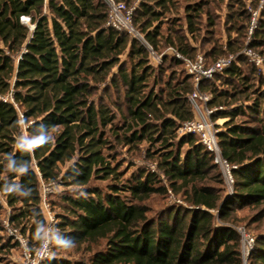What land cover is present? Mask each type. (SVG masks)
I'll use <instances>...</instances> for the list:
<instances>
[{
	"label": "trees",
	"instance_id": "trees-1",
	"mask_svg": "<svg viewBox=\"0 0 264 264\" xmlns=\"http://www.w3.org/2000/svg\"><path fill=\"white\" fill-rule=\"evenodd\" d=\"M118 1L129 7L136 0ZM139 2L132 25L146 44L108 24L103 0H0V192L11 209L9 222L31 245L38 243L46 224L41 176L76 187L61 196L56 237L59 246L70 240L81 254L42 264H244L235 223L239 210L250 209L246 225L254 224L256 234L249 264H264V76L255 66L253 74L242 68L248 62L243 40L209 50V64L235 54L213 77L222 86L210 79L199 85L212 93V117L226 119L217 141L231 165L228 192L214 152L195 133L177 134L194 117V77L174 54L163 55L167 67L154 64L148 47L158 52L171 44L194 58L185 31L196 37L203 15L214 27L209 7L216 0H185L184 22L173 21L182 25L174 38L160 20L179 0ZM236 4L228 22L242 33L250 12L243 0ZM259 20L248 45L255 49L264 46V10ZM172 63L183 67L177 77L169 72ZM22 122L29 139L44 135L48 143L26 150ZM144 141L158 171L139 167L126 176L116 163V144ZM169 188L187 204L150 214L148 200ZM2 229L0 223V251L17 244Z\"/></svg>",
	"mask_w": 264,
	"mask_h": 264
},
{
	"label": "rangeland",
	"instance_id": "rangeland-1",
	"mask_svg": "<svg viewBox=\"0 0 264 264\" xmlns=\"http://www.w3.org/2000/svg\"><path fill=\"white\" fill-rule=\"evenodd\" d=\"M210 2V0H208ZM245 2L247 10L250 12V19H251V9H256L259 5L260 0L252 1V0H243ZM217 5L212 4L210 5V10H211V16L212 19L215 20L216 24L214 27H207V19L206 16L203 15V26L202 29L199 33H195L196 37L192 36L190 33L185 31V35L187 37V42L195 48V51L192 54H201L204 57V65H210V61L214 57L211 53L210 55V48L212 46H216V49L218 50L219 46H223L224 49H226L225 44H229L230 42L233 44H236L238 41H245V46L249 45V42L252 41L253 39V34L258 27L259 24V19L262 17V11L264 10L263 8L260 9V13L257 19L256 26L253 29V32L250 33V19L247 23V28L244 29L242 33H238L236 30H230L231 28V22H228V18L233 12L234 9L238 7L237 0H216ZM140 4L139 0H136L133 2L129 7L133 8V14L135 11V8ZM184 4L185 0H179L177 9L173 8L171 9L170 12H168L160 21L163 24V31L166 34H172L173 38L175 37V32L174 30H180L182 28V25H179V23L174 24L175 19H181V22H184L185 19V11H184ZM24 22L30 24V18L29 17H24ZM31 25V24H30ZM134 31L131 32L134 37L139 38L141 41H143L145 44L144 36L141 34L138 29H136V26H134ZM173 28V29H170ZM172 32V33H171ZM243 48V49H244ZM243 49L241 52H243ZM255 49V48H254ZM173 50L178 51L175 46L171 44H162L160 51L156 52V55H162L160 62L157 61L155 58H153L152 54L151 56V61L154 64H157L158 62L163 64L164 66H168L170 61H164L163 55H167L168 57H171L173 55ZM213 50V49H212ZM257 50L259 53H261L264 56V46H261ZM179 52V51H178ZM208 52V54H207ZM240 52V53H241ZM206 54V57L204 56ZM226 54H234V53H226ZM224 55V54H222ZM235 55V54H234ZM212 57V58H211ZM125 58V56H123ZM246 63H242V68L244 71L247 73H252L254 64L251 63L248 58H247ZM170 69V73L177 77L179 73H182L183 67L181 65H174L172 63ZM256 72V71H255ZM169 74V73H167ZM253 74V73H252ZM258 75V73L256 72ZM214 77V76H213ZM209 78L211 82H215L216 85L219 87L221 85V81L216 78ZM261 86V81L259 83V80L256 82V87ZM225 88L227 86L225 85ZM258 88V87H257ZM262 89H264V85L262 86ZM202 93H209L211 94L212 98V93L210 91H201ZM251 100H242L239 101V104H248L250 103ZM215 107V106H212ZM224 108H230L229 105L223 106ZM212 119L217 123L218 126H222L224 121L226 120L225 118L222 117H217ZM178 136L183 134L181 129L179 128L177 130ZM22 139H29V135L27 132L22 131ZM149 147L148 142H142L139 144H132L130 146L128 145H122V144H116L115 146V154H117L116 157V163H120V170L122 172L126 173V176H129L133 171L137 170L139 167H144L148 168L151 171H158L156 162L152 159H150L147 156V148ZM62 169H64V166H62ZM163 177V175H162ZM105 184V181L102 182ZM227 185V191L231 192L232 188ZM76 188L75 186H67L61 181H56L55 182V187L54 191L50 194L49 200L51 201V208L53 212L56 214L63 212L64 210L60 206L61 202V196L64 192L68 190H72ZM0 204L3 206V209L0 210V223L1 226L3 227L1 233L4 235V237L7 238H12L11 235H9L8 228L11 226L17 227L15 224H10L8 219L9 215L11 213L10 207L6 203L5 196L0 192ZM148 204L151 207L152 211H150V214L154 213L155 215L160 212L163 208L171 205V204H184L186 205L187 203L184 201L183 197L181 195H176L172 192V190L169 188L167 193H162V194H154L149 200ZM253 212L250 209H245V210H239L237 212L238 215V221L235 223V227L242 232H246L250 234L252 237L255 238V230H254V224H251L250 227L246 225V223H251V216ZM58 222V218L56 220V223L54 224L52 228V234H51V246H52V256H57V257H66L69 259H75L81 256L80 253H78L74 247L72 248H63L62 246H59V242L57 240V227L56 224ZM19 228V227H17ZM241 234V232H240ZM5 241V240H4ZM12 242L15 244V241L12 240ZM21 248L18 246V244L14 245V247H11L7 250H2L0 251V257L2 258V261H0V264H19V261L21 259ZM244 264H249V255L247 257H243Z\"/></svg>",
	"mask_w": 264,
	"mask_h": 264
},
{
	"label": "built area",
	"instance_id": "built-area-1",
	"mask_svg": "<svg viewBox=\"0 0 264 264\" xmlns=\"http://www.w3.org/2000/svg\"><path fill=\"white\" fill-rule=\"evenodd\" d=\"M47 1V0H45ZM109 6L108 24L118 29L134 31L132 25L133 8L118 0H103ZM264 6V0H260L256 9H251L250 33L256 26L260 9ZM23 16L22 19H24ZM153 58L160 62L162 55H156L151 46H148ZM173 54L183 60L184 66L189 74L194 77V89L189 95L193 107L194 117L185 121L180 129L184 133H195L201 142L215 154V160L219 163L227 184L232 188L233 176L231 165L222 157L217 141L219 127L212 119L213 112L217 107L210 106L211 94L202 93L199 85L202 80L212 78L217 72L222 71L235 59L234 54L218 58L210 65H204V57L197 54L194 58L173 50ZM248 60L254 64L257 70L264 76V56L253 47L246 46L242 52ZM158 62V63H159ZM7 99V97L5 98ZM12 99V98H11ZM22 116V115H21ZM22 130L26 132V125L22 122ZM56 181H45L40 176V207L46 220L42 235L38 243L30 244L28 234H24L19 228L11 226L8 228L9 235L21 248V259L19 264H42L43 261L52 256L51 234L56 223L57 216L51 208L50 194L54 191ZM9 221V219H8ZM10 223V222H9ZM11 224V223H10ZM241 232L242 256L247 257L254 245V237L246 232Z\"/></svg>",
	"mask_w": 264,
	"mask_h": 264
},
{
	"label": "clouds",
	"instance_id": "clouds-1",
	"mask_svg": "<svg viewBox=\"0 0 264 264\" xmlns=\"http://www.w3.org/2000/svg\"><path fill=\"white\" fill-rule=\"evenodd\" d=\"M46 143H48V137H46L44 135H39V136L32 137L30 139H24L22 146L26 150L31 151V150H33L37 147H40ZM20 171L22 172L23 169H21ZM62 246H63V248H66V249L74 247V245L72 244V242L70 240L63 241Z\"/></svg>",
	"mask_w": 264,
	"mask_h": 264
}]
</instances>
